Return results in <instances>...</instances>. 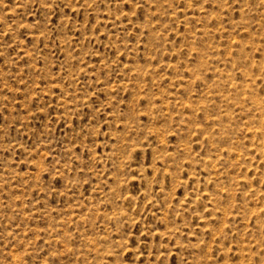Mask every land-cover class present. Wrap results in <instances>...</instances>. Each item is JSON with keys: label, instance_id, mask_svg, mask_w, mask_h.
Listing matches in <instances>:
<instances>
[{"label": "rangeland", "instance_id": "1", "mask_svg": "<svg viewBox=\"0 0 264 264\" xmlns=\"http://www.w3.org/2000/svg\"><path fill=\"white\" fill-rule=\"evenodd\" d=\"M0 264H264V0H0Z\"/></svg>", "mask_w": 264, "mask_h": 264}]
</instances>
